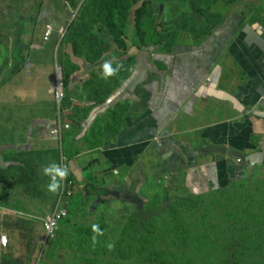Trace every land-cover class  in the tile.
I'll list each match as a JSON object with an SVG mask.
<instances>
[{"label":"rangeland","instance_id":"rangeland-1","mask_svg":"<svg viewBox=\"0 0 264 264\" xmlns=\"http://www.w3.org/2000/svg\"><path fill=\"white\" fill-rule=\"evenodd\" d=\"M142 1L123 0V7L113 10L112 19L122 25L123 40L128 48V55L122 58H115L113 54L112 37L99 22L93 24V31L102 40L101 54L96 60L95 55L76 57L71 45L66 44L70 26L86 8L91 10L86 14L88 20L91 16L99 18L90 0H79L75 8L61 0H0V41L9 51L18 41L22 46L20 55L25 60L21 63L11 58L0 69V147L22 146L24 150L18 153L11 149L1 155L0 168L8 174L0 181V203L8 208H0V236L6 235L7 247L13 243L14 250L0 247V264L7 255L14 264H264V179L192 194L181 186L177 190L164 189L166 180L152 177L149 178L151 183L159 180L162 185L157 181L155 189L143 188L140 197L137 196L141 204L111 200L93 205L96 196H87L78 186V202L73 204L55 236L45 240L41 220L59 203L63 182L76 181V178L69 173L70 177L60 182L59 190L51 192L48 190L51 177L43 173L44 167L52 163H63L67 169L71 167V160L64 164L65 157L60 154L71 136H76L78 158L85 149L88 151L100 144L96 139L102 132L110 135L103 128L106 114L101 113L102 103L91 109L88 119L81 123L80 105L85 103L83 107H88L93 101L88 100L84 81L98 73L101 66L89 73L81 65L101 60L112 61L113 65L118 60L134 58V51L140 47L137 26L144 30V38L150 45L160 43L161 52H170L171 47L162 45L165 41H171L170 46L181 41L197 44L208 34L201 31L205 22L213 27L231 11L252 12L253 6L258 5L255 0H187V3L149 0L157 12L140 17L136 23L134 10ZM163 4L175 5V11L162 13ZM253 16L251 13L249 19L254 20ZM262 20L264 22V17ZM162 21L171 24L161 26ZM20 22L22 29L17 36ZM48 26L52 28L51 33ZM197 29L202 33H197ZM133 64L134 60L125 65L128 75L134 70ZM121 72L122 68L115 78L106 79L107 89L117 82ZM58 73L63 80L64 73L69 74V81L71 76L75 81L80 76L62 102L57 97ZM123 84L113 91L115 96L117 92L119 95ZM144 89L143 85L140 92ZM124 105L127 107L128 102L113 103L116 116ZM55 121L68 128L57 135L53 146H46L41 142L42 134L37 126L42 122L40 127H48ZM96 122L98 126L94 125ZM21 167L29 170L26 177L30 181L23 180ZM100 181L99 177L91 178L95 188L103 187ZM112 190L116 189L105 192ZM137 212H144L141 221L136 218L139 217ZM7 216L32 219L38 226L33 231L28 227L12 235L4 225ZM93 224L99 225L103 235L93 233ZM93 235H97L95 245ZM109 243L114 245L111 249L107 247ZM4 255L6 257L1 259Z\"/></svg>","mask_w":264,"mask_h":264},{"label":"crops","instance_id":"crops-1","mask_svg":"<svg viewBox=\"0 0 264 264\" xmlns=\"http://www.w3.org/2000/svg\"><path fill=\"white\" fill-rule=\"evenodd\" d=\"M255 1L252 12L231 11L227 17L238 19L229 23L225 15L197 44L170 42V52L140 44L119 95L113 90L102 102L103 128L110 135L102 132L100 144L70 161L66 178L74 175L77 191L79 186L85 192L93 177L101 179L103 187L96 190L102 193L128 190L139 197L160 182L151 183L152 177L166 180L164 189L181 186L192 194L264 179V0ZM97 66L81 65L89 73ZM79 79L70 77V91ZM117 100L128 106L116 116ZM40 125L41 142L53 146L56 137Z\"/></svg>","mask_w":264,"mask_h":264},{"label":"trees","instance_id":"trees-1","mask_svg":"<svg viewBox=\"0 0 264 264\" xmlns=\"http://www.w3.org/2000/svg\"><path fill=\"white\" fill-rule=\"evenodd\" d=\"M61 1H63L64 3H66L69 6L74 7V8L78 5V2H79V0H61ZM90 1H91V6L95 7L97 9V13H98L99 18H95V17L91 16V19L88 20L87 19L88 16H86V14L89 13L91 10H90V8H86L84 10V13L80 15L78 21L75 23H72V25L70 26L69 33H68L67 39H66V41H67L66 44L71 45L72 52L76 57L77 56L82 57L84 54H88V55H95L97 57L96 60H98L100 57V54H101L100 44H101L102 40L93 31V24L95 22H99L101 27L105 30V32L109 36L112 37V39L114 41L115 51L113 54L116 56L115 58H119V57L122 58V56L125 54V52L127 50L126 46H125V42L123 40V31L121 30L122 25L115 23L113 21L112 14H113L114 9H119L121 6L123 7V0H90ZM181 2L187 3V0H181ZM152 5L153 4H151V2L149 0H143L141 2L140 6L134 10V18L136 20V23H138V21L140 20V17H142L144 15H150L153 12H157V9L152 8ZM168 10H170L169 5H167V6L165 5L164 9H162L161 12L163 13V12L168 11ZM125 11H126V9H125ZM121 15L124 16L123 14H121ZM236 19H238V18H236L235 16L234 17L229 16L227 21L229 20V23H230ZM170 21L172 22V20H170ZM168 22L169 21H166V22L162 21L161 26L171 24ZM21 23L22 22H20L18 25L17 36L19 35V33L21 32V29H22ZM121 24H123V23L121 22ZM210 26H211L210 24L205 22L203 27H202L204 29L201 31L206 32V34L208 33L207 35H209L210 32H208V30H210V29H208V28ZM230 26H233V25L230 24ZM141 29L138 28V26L136 28V34L139 37L140 44L149 45V42H147V40H145V38H144V30L143 29L141 30ZM231 29H232V27H229L228 32ZM165 42L166 43L162 44V45L167 47V45H169V43L171 41L167 40ZM151 45H153L152 46L153 49H155L157 47L156 45H158L161 48L160 43H153ZM117 48L120 50H117ZM157 49H158V47H157ZM21 51H22V46L19 44L18 41L15 43V45L11 51H9L6 47H4L0 41V69L4 68V66L8 63V61L11 58L17 60L18 62L24 63L25 60L20 55ZM89 60H92V59H89ZM133 60H134L133 57L129 58L128 60H122L121 59V60H118V62L114 63L112 66L115 68L117 66V64H122L123 65L122 70H123V72H125L124 68H125L126 63H128L129 61L133 62ZM103 61L104 60L93 62V64L101 65L99 68V73L101 74V76H99L98 73L93 74V76H91L90 79L88 78V80L85 81V83L83 85L84 91H85L86 95L89 97L88 100H93V103H91V105L88 107L80 108L81 109V111H80L81 115L83 116V120L81 121V123H83L87 120V118L91 112V109H93L96 105H99L102 102H104V100L108 97V95L113 90H115L121 83L123 84V83L127 82L129 75L126 72L125 73L121 72V74L117 76V78H118L117 82L113 84L112 88L110 87L107 89L106 88V84H107L106 79H104L102 76V68L101 67H102ZM114 78H115V76H114ZM68 81H69V74L65 75V73H64L63 89H64L65 96H64V99L62 101H64L68 97V93L70 92V90L68 88L69 87ZM64 82H65V84H64ZM103 116H104V113H103ZM104 119H106V117ZM97 121H99V120H97ZM99 122H96L94 125L98 126ZM71 137H73V136H71ZM71 137L67 138L66 142L63 145V150L60 153L61 157L62 156L65 157L68 161L72 160L76 156V153L74 151L75 150L76 136H74L73 138H71ZM20 147H21V149H19V150L16 149V152H18V153L24 152L23 147L19 146V148ZM3 153L0 154V162H1V155ZM5 153H6V151H5ZM19 170L23 173V180L25 182L30 181L26 177V171L29 172V170L24 169L23 167L19 168ZM7 174H8V172L6 170L0 168V181L2 180L3 176H5ZM69 181H72L73 184L75 186H77V183L74 182V180L70 179ZM102 192L103 191L96 190V188L93 187L91 183L86 184L85 194L87 196H90V195L97 196V195H100ZM72 193L73 194L67 198L68 202L70 200L69 205L66 208L68 211V215H69V212H70L73 204H76L78 202L77 201L78 191L74 188L73 185H72ZM67 200H66V202H67ZM101 203L105 204L106 202H101ZM0 206H1L0 208H2V206L8 208V205H6V204L3 205L2 203H0ZM9 208H11V207H9ZM20 211L21 212L24 211V208L21 207ZM137 214L139 217L136 216V218L139 220V219H142L141 215L144 214V212H139V213L137 212ZM66 218L62 219V221L65 220ZM62 221L60 222V225H61ZM139 221H141V220H139ZM4 225L12 235H15L16 232L26 231L28 227H30V229H32L31 231H33L34 227L38 226V225H36V223L34 221H32V219H30V220H26L23 218L16 219L13 216L5 217ZM60 225H59V227H60ZM140 227H142V225H140ZM6 250L13 251L14 250L13 243H10L8 245V247H6ZM32 251H33V249H32ZM4 257H6V255L2 256L1 259H3ZM9 258L10 257L7 255V257L3 259L4 263H1V264H14L12 262V260L11 261L8 260Z\"/></svg>","mask_w":264,"mask_h":264},{"label":"built area","instance_id":"built-area-1","mask_svg":"<svg viewBox=\"0 0 264 264\" xmlns=\"http://www.w3.org/2000/svg\"><path fill=\"white\" fill-rule=\"evenodd\" d=\"M48 27H49L48 33H51L52 28L51 26H48ZM58 70L60 72V68ZM59 74L60 73L57 74V86H58L57 97L60 101H62L64 99L65 93L63 89V78L61 74L60 75ZM65 127L68 128V125H66ZM65 127L60 126L58 121H55L54 124H50L47 127V132L49 135L57 137V135H59L64 130L63 128ZM237 161L240 162L242 161V159L239 157L237 158ZM72 185L74 186V188H76V186L73 184L72 181H69V180L64 181V186L62 188V195L60 196L59 203L57 204L54 210L46 214L41 220L42 230L44 232L45 240H49L55 236V233L59 228L60 222L62 221V219L66 218L68 215V211L65 207V204H66L67 198L73 194ZM7 244H8L7 236L1 235L0 236V246L3 248H6Z\"/></svg>","mask_w":264,"mask_h":264},{"label":"clouds","instance_id":"clouds-1","mask_svg":"<svg viewBox=\"0 0 264 264\" xmlns=\"http://www.w3.org/2000/svg\"><path fill=\"white\" fill-rule=\"evenodd\" d=\"M123 67L122 64H117V66L114 68L112 66V61L104 60L102 63V76L104 79H108L109 77L116 75L117 72ZM239 158V157H237ZM237 160V159H236ZM238 162V161H237ZM241 162V161H240ZM43 173L45 175H48L51 177L50 183L48 184V190L51 192H56L60 188V182L64 180L67 177L68 170L66 167L52 163L43 169ZM76 189V188H75ZM92 231L93 233H96L97 235H103L102 230L100 229L98 224L92 225ZM97 235H93L92 241L93 245L97 243ZM114 245L112 243H109L107 247L111 249Z\"/></svg>","mask_w":264,"mask_h":264},{"label":"water","instance_id":"water-1","mask_svg":"<svg viewBox=\"0 0 264 264\" xmlns=\"http://www.w3.org/2000/svg\"><path fill=\"white\" fill-rule=\"evenodd\" d=\"M259 43H260V45H263V43H261V42H259ZM131 82L133 83L132 80L130 81V83ZM130 85L131 84H129V86ZM11 149H15V150L18 149L19 150V149H21V147L19 148V147L2 146V147H0V152L3 153L5 151L11 150ZM110 200L125 201V202H129V203H133V204L134 203L135 204L136 203H139V204L142 203V200L139 197H137L136 195H131L128 190H124L121 192L117 191V190H112L110 192H105V193L98 195L92 204L95 205V204L100 203L101 201L108 202Z\"/></svg>","mask_w":264,"mask_h":264}]
</instances>
